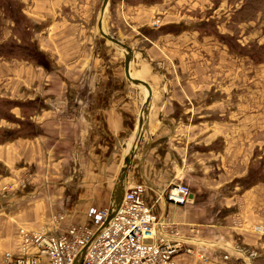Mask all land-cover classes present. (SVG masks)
<instances>
[{
    "label": "crops",
    "instance_id": "crops-1",
    "mask_svg": "<svg viewBox=\"0 0 264 264\" xmlns=\"http://www.w3.org/2000/svg\"><path fill=\"white\" fill-rule=\"evenodd\" d=\"M93 1L90 4L89 0H21L23 12L35 26L31 32V45L43 55V59L21 56L24 51H30L26 44L19 46L18 49L23 48L19 53L11 54L19 55V58L0 56V85L3 81L5 86V98L0 99L11 102L9 113L17 119L10 122L0 118V126L15 129V125L20 128V122H24L31 127L23 128L21 136L0 144V175L12 178L21 165L28 167L34 176L27 189L7 199L11 214L3 216L5 221L0 218L2 254L18 250L19 228L48 226L58 212L65 214L61 227L73 222L97 228L94 212L110 206L117 175L134 144L147 91L141 86L127 84L122 50L117 46L111 47L110 42L99 35L97 22L95 30L90 25L88 16L91 15ZM110 1L117 4L115 13L120 18L115 19L113 27L109 19L108 22L105 20L104 27L109 34L132 48V76L151 87L150 102L144 116L145 129L137 143L126 186L143 184L146 202L163 222L176 226L182 236L193 237L189 241L198 248L210 247L211 253L215 254L210 262L204 263L182 253L176 256V264H228L221 255L228 253L237 258L235 254H240L236 251L240 244L264 253V238L254 244L241 238L233 239L238 233L232 223L234 216L238 215L235 206L227 204L218 210L211 207L207 198L199 200V190L217 191V183L208 181L205 175L188 172L186 159L193 153L199 157H214L218 162L216 165L223 167V154L224 157L227 155L226 141L220 135V125L225 121L222 114L214 111V105L208 108L204 89L201 93H193V97L187 96V89L170 88L167 85L169 76L154 69L151 62L155 52L153 47L164 53L165 49L161 50L159 45H166L173 35L168 33L159 38L160 43L139 48L136 43L143 41L141 38L133 42L134 37L114 28L124 21L125 13L138 9L140 5L125 3L124 0ZM55 13L59 17L54 20ZM70 15L84 17L79 18L80 21H71ZM140 35L149 40L145 34ZM47 42L51 43V48L47 47ZM171 45L181 47V42L175 38ZM109 47L113 49L112 54ZM58 48L63 63H74L77 67L76 81L69 82L68 69H63L55 59L56 54L60 56ZM104 49L106 54L102 55ZM119 63L120 75L116 70ZM54 75L66 86L64 93L68 102L64 103V109L69 112L68 120L55 119L56 110L49 104L52 94L46 85ZM23 87L33 88V91ZM180 92L185 97L179 96ZM113 98L124 103L110 102ZM57 105L62 107L61 103ZM27 110L30 111L28 115ZM193 129L197 130L196 137L191 134ZM225 164L232 163L226 161ZM183 172L190 195L186 204L178 205L169 202L164 191L178 183ZM244 172L245 168L241 173ZM228 180L229 184L239 182L237 174H231ZM243 190L245 194L253 195L255 188L251 186ZM249 207H252L251 203H247ZM253 225L254 222L246 223L243 231H251L250 226Z\"/></svg>",
    "mask_w": 264,
    "mask_h": 264
},
{
    "label": "rangeland",
    "instance_id": "rangeland-1",
    "mask_svg": "<svg viewBox=\"0 0 264 264\" xmlns=\"http://www.w3.org/2000/svg\"><path fill=\"white\" fill-rule=\"evenodd\" d=\"M152 1L124 0L125 3H135L140 7L125 13L124 21L116 25L114 29L134 37L133 42L141 38L143 41L136 43L139 48L144 46L148 48L147 46L151 43H160L159 38L168 33L173 35L166 41V45H159L161 50L165 49L164 53L153 47L155 52L151 57V62L154 69L169 76L167 85L170 88L187 89L189 93L187 96L193 97V93H201L204 89L208 108L214 105L216 108L214 111L221 113L225 120L220 125V135L226 141L227 156L224 157L223 154V167L220 168V164L216 165L218 162L214 157L212 159L207 155L199 157L193 153L186 159L188 172L192 175H205L208 181L217 183V191L199 190L197 192L200 196L199 200L207 198L211 207L218 210L227 204L235 206L238 215L234 216L232 223L233 227L238 229V233L233 236V239L241 238L247 243L254 244L264 238V0ZM101 2L102 0L93 1L91 15L88 16L91 18L89 23L94 30ZM89 3L91 4V0ZM109 4L105 20L108 22L109 19L112 26L116 22L115 19L118 20L120 17L115 13L117 4L113 5L111 1ZM57 17L59 15L55 13L54 20ZM70 17L71 21H80L84 16L70 15ZM141 25L144 26L141 28ZM33 28H35L34 24L23 12L21 0H0V56L19 58V55L13 56L8 54V51L14 48L13 52L19 53L21 50L18 48L21 44L31 45ZM140 34H145L144 36L149 40H144ZM175 38L180 40L181 47L171 45ZM50 44L47 42V47L51 48ZM109 44L111 47L115 46L112 43ZM111 47H109L110 54L113 53ZM105 50L102 55L106 54ZM57 51L60 54V49ZM55 59L63 69H68L66 74L69 82L78 79V69L73 65L74 63L64 64L61 54L60 56L56 54ZM64 65L68 67L64 68ZM116 68L120 75V63ZM2 84L3 81L0 85V97L5 98V86ZM127 84L137 86L128 81ZM46 87L52 94L49 104L56 110L55 119L68 120L67 113L69 112L64 109L66 108L64 103L68 102L64 93L66 86L62 85L54 75L48 79ZM33 88L37 89L36 86ZM33 88L23 87V89L32 91ZM178 95L185 97L183 92ZM118 97L121 99V96ZM119 99L113 98L110 102L117 103L120 102ZM59 103L62 104L61 111L57 105ZM122 103L124 102L121 101L119 104L122 105ZM4 104V101L0 103V118L5 121L9 119L10 122L16 121L17 119L9 113V106H2ZM29 112L27 110L26 114L28 115ZM108 112L111 113V111ZM4 128L5 126H0V133ZM196 133L197 130H191L193 137H196ZM226 161L232 164L226 165ZM244 168L245 172L241 173ZM32 173L28 167L20 165L18 172L12 178L0 175V216H2L0 218L2 221L6 219L3 216L11 214L7 199L32 184L34 178ZM252 173L256 178L252 180L251 185L248 178ZM231 174L238 175V183H227ZM259 174L263 176L262 181H258ZM246 175L248 177L245 180ZM198 179L202 180V178ZM178 183L188 185L185 172L178 179ZM251 186L255 188L253 195L245 194L243 189ZM194 187L196 188V185ZM244 200L247 201L244 202ZM247 203H251L252 207L247 208ZM245 215L253 220L246 218ZM248 222H254V225L250 226L251 231H243V227ZM245 234L250 236L247 237ZM196 249L197 252L207 256L206 260L197 258L201 262L208 263L212 260L211 257L215 256L209 248L196 246ZM237 249L236 251L240 253L235 254L237 258L224 253L221 255L222 260L228 264L231 263L230 258L234 264H264V253L241 244ZM5 253L0 252V264H5Z\"/></svg>",
    "mask_w": 264,
    "mask_h": 264
},
{
    "label": "built area",
    "instance_id": "built-area-1",
    "mask_svg": "<svg viewBox=\"0 0 264 264\" xmlns=\"http://www.w3.org/2000/svg\"><path fill=\"white\" fill-rule=\"evenodd\" d=\"M144 192L141 183L127 185L115 215L93 240L108 209L94 212L98 221L95 229L73 222L61 227L65 220L62 212L56 213L48 226L19 228V248L6 251L5 264H73L85 246L79 264H176V256L182 253L206 260L207 256L188 240L193 237L182 236L176 226L153 212ZM189 195L188 186L181 183L164 191L165 198L178 205L186 204Z\"/></svg>",
    "mask_w": 264,
    "mask_h": 264
},
{
    "label": "water",
    "instance_id": "water-1",
    "mask_svg": "<svg viewBox=\"0 0 264 264\" xmlns=\"http://www.w3.org/2000/svg\"><path fill=\"white\" fill-rule=\"evenodd\" d=\"M110 0H102L100 10H99V15L97 19V30L99 35H101L103 38H105L107 41L110 43L114 44L115 46L119 47L122 50L123 53V67H124V74L126 77V80L137 86L143 87L147 91V96L145 97L142 106H141V111H140V116L138 118V124H137V133L135 136L134 144L126 154L124 160H123V165L121 166V169L117 175L116 181L113 186V190L111 192V199H110V206L107 208L108 209V215L106 219L104 220L103 224L100 226V228L97 229L94 237L92 240L108 225L110 220L113 218L115 215L116 211L118 210L124 190H125V184H126V179H127V172L130 168V166L133 163V158L134 154L136 151L137 143L142 137V133L145 129L144 126V116L147 113V108L149 106L150 102V95H151V87L150 85L138 78H134L130 74V68H131V63L133 61V50L131 47H129L127 44L122 42L120 39L116 38L115 36L109 34L106 29L104 28V23H105V13L107 10V7L109 5ZM90 240V241H92ZM85 246L81 252L78 254L77 258L75 259L73 264H79L83 253L86 250Z\"/></svg>",
    "mask_w": 264,
    "mask_h": 264
},
{
    "label": "trees",
    "instance_id": "trees-1",
    "mask_svg": "<svg viewBox=\"0 0 264 264\" xmlns=\"http://www.w3.org/2000/svg\"><path fill=\"white\" fill-rule=\"evenodd\" d=\"M152 2H155L154 0ZM12 16V15H11ZM13 17V16H12ZM17 20V19H16ZM15 20V21H16ZM18 21V20H17ZM143 31L145 32V30L143 29ZM12 51H8V54H13L14 52V48H11ZM23 49V48H22ZM20 49V50H22ZM28 49H30V51H24L21 56H23L24 58H32V57H35L36 59H43V55L38 51L36 50L35 46L32 44V45H28ZM5 102L4 105L2 106H11V102H7L5 100H2L0 99V103L2 102ZM24 122H20V125L21 127L20 128H15V129H7V128H4L1 133H0V143H2L3 141L7 140V139H13L15 137H18V136H21L22 135V129L23 128H31L30 125L24 123V126L22 127V124ZM248 174V173H247ZM249 175V174H248ZM248 175H246L245 177V180L247 179ZM256 178L255 175H252L248 178L250 179L251 182H249V184H253L252 180H254ZM259 180L258 181H262L263 180V176L261 174H259V176L257 177ZM257 181V182H258Z\"/></svg>",
    "mask_w": 264,
    "mask_h": 264
},
{
    "label": "bare ground",
    "instance_id": "bare-ground-1",
    "mask_svg": "<svg viewBox=\"0 0 264 264\" xmlns=\"http://www.w3.org/2000/svg\"><path fill=\"white\" fill-rule=\"evenodd\" d=\"M105 28V27H104ZM130 74H131V76H132V73L130 72ZM138 88H140V87H138ZM141 88H143V87H141ZM144 89V88H143ZM142 136H143V133H142ZM127 177H128V172H127ZM126 182H127V179H126ZM125 189H126V184H125ZM125 191V190H124ZM121 204V203H120ZM188 240H190V239H188ZM206 248H210V247H206Z\"/></svg>",
    "mask_w": 264,
    "mask_h": 264
}]
</instances>
